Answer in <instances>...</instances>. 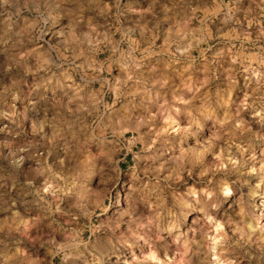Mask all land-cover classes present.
<instances>
[{
    "label": "clouds",
    "instance_id": "clouds-1",
    "mask_svg": "<svg viewBox=\"0 0 264 264\" xmlns=\"http://www.w3.org/2000/svg\"><path fill=\"white\" fill-rule=\"evenodd\" d=\"M0 264H264V0H0Z\"/></svg>",
    "mask_w": 264,
    "mask_h": 264
}]
</instances>
